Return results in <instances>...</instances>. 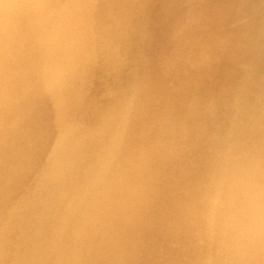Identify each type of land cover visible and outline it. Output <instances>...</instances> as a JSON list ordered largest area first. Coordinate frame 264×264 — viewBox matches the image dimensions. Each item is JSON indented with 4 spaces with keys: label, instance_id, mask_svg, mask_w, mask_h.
Segmentation results:
<instances>
[{
    "label": "clouds",
    "instance_id": "1",
    "mask_svg": "<svg viewBox=\"0 0 264 264\" xmlns=\"http://www.w3.org/2000/svg\"><path fill=\"white\" fill-rule=\"evenodd\" d=\"M0 264H264V0H0Z\"/></svg>",
    "mask_w": 264,
    "mask_h": 264
}]
</instances>
